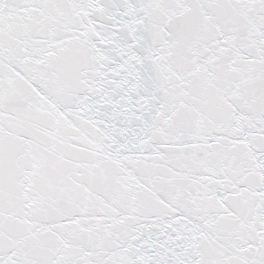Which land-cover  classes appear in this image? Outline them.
I'll return each mask as SVG.
<instances>
[{"label":"snow or ice","instance_id":"1","mask_svg":"<svg viewBox=\"0 0 264 264\" xmlns=\"http://www.w3.org/2000/svg\"><path fill=\"white\" fill-rule=\"evenodd\" d=\"M0 264H264V0H0Z\"/></svg>","mask_w":264,"mask_h":264}]
</instances>
